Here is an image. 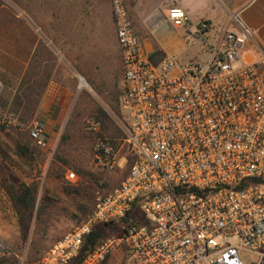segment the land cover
<instances>
[{
	"label": "built area",
	"instance_id": "obj_1",
	"mask_svg": "<svg viewBox=\"0 0 264 264\" xmlns=\"http://www.w3.org/2000/svg\"><path fill=\"white\" fill-rule=\"evenodd\" d=\"M112 11L125 138L120 148L99 140L94 164L114 169L122 155L130 168L98 197L88 219L34 264H72L98 227L120 232L102 238L80 264H104L119 251L127 264H263L264 56L243 59L253 31L238 22L244 37L227 31L210 42L208 21L192 29L186 10L171 7L166 21L186 28L209 57L183 64L166 57L155 64L125 0H112ZM85 124L101 131L97 119ZM30 139L47 147L44 122L32 124ZM66 177L79 179L75 172Z\"/></svg>",
	"mask_w": 264,
	"mask_h": 264
},
{
	"label": "rangeland",
	"instance_id": "obj_2",
	"mask_svg": "<svg viewBox=\"0 0 264 264\" xmlns=\"http://www.w3.org/2000/svg\"><path fill=\"white\" fill-rule=\"evenodd\" d=\"M135 2L125 0L135 30L140 35L134 17ZM91 6L92 10H89ZM109 6L112 8V0H0V264L37 262L76 225L87 220L98 197L119 185L128 174L130 165L123 169H103L94 164L99 140H113L120 148L125 138L124 120L117 103L122 86L119 77L117 100H111L110 108H104L97 94H93L91 101L86 93H81L65 111L62 123L54 130L53 139L46 148H38L30 139L32 124L42 121L38 107L47 84L49 65L43 72L38 69L39 78L33 69L27 76V42L30 39L31 45L32 41L28 24L41 29L44 22L46 28H50L49 22L64 20L67 22L68 43L72 41L74 21H105L109 18ZM232 21L240 30L229 32L244 37L238 21ZM181 32L182 29L172 23L160 20L154 39L171 55L160 59L175 57L181 64L191 59L206 62L208 52L196 39L190 38L187 31ZM213 34L210 30L205 38L212 42ZM250 40L247 38L246 44ZM195 52L203 55L191 56ZM66 55L72 56L69 52ZM241 65L235 64L236 67ZM118 73L120 76L121 72ZM88 118L102 122L100 132L87 129L85 122ZM69 172L77 174V182L67 179ZM22 185L36 190V206L32 213L19 212L9 193L11 188ZM102 230V238L120 232L117 227ZM127 262L125 254L119 251L104 264Z\"/></svg>",
	"mask_w": 264,
	"mask_h": 264
},
{
	"label": "crops",
	"instance_id": "obj_3",
	"mask_svg": "<svg viewBox=\"0 0 264 264\" xmlns=\"http://www.w3.org/2000/svg\"><path fill=\"white\" fill-rule=\"evenodd\" d=\"M174 6L186 10L192 29L201 20L208 21L211 24L210 30L214 33L211 37L213 42L224 32L240 30L232 21L235 19L254 33L246 44L244 61L251 62L264 56V0H136L133 9L137 28L140 29L138 36L146 51L154 56L155 64H160L161 56H171L157 43L154 35L160 20L166 22L167 11ZM91 8L92 6L89 10ZM107 10L110 14L105 21H74L71 26L72 41L68 43L67 22L64 20L56 23L48 21L50 28H46V22L41 29L28 24L29 38L32 35V41L31 45L30 39L27 42V76L33 69L39 78L41 74L37 73L38 69L41 68L43 72L49 65L47 84L38 107V116L46 126L48 142L53 139L54 130L62 123L65 111L72 107L81 93H86L91 101L93 94H97L104 108H110L111 100H117L116 82L118 77L123 82V65L114 14L110 6ZM180 29L182 34L187 31L186 28ZM198 43L201 44L200 41ZM66 52L72 56H67ZM201 55L195 52L191 56ZM188 62H193V59ZM81 79L86 86L81 87ZM126 165H129L128 159L119 156L118 169H123ZM114 187L116 186L109 192Z\"/></svg>",
	"mask_w": 264,
	"mask_h": 264
},
{
	"label": "trees",
	"instance_id": "obj_4",
	"mask_svg": "<svg viewBox=\"0 0 264 264\" xmlns=\"http://www.w3.org/2000/svg\"><path fill=\"white\" fill-rule=\"evenodd\" d=\"M150 58L154 62V56L150 55ZM9 193L12 195L11 198L13 200L14 206H15V208H17V210L19 209V212H21L20 210H23L25 212L32 213L35 210V206H36L35 193H36V190L34 187L22 185L18 188H11ZM102 228H104V227H98L90 235V237L88 238V242H87L86 246L84 247L82 252L79 254V256L76 258V260L72 264H74L75 262H77L76 264H80L83 261V259L86 257L88 252H90V250H92L100 242V240L102 239V236H103Z\"/></svg>",
	"mask_w": 264,
	"mask_h": 264
},
{
	"label": "bare ground",
	"instance_id": "obj_5",
	"mask_svg": "<svg viewBox=\"0 0 264 264\" xmlns=\"http://www.w3.org/2000/svg\"><path fill=\"white\" fill-rule=\"evenodd\" d=\"M81 85H86L85 81L81 79Z\"/></svg>",
	"mask_w": 264,
	"mask_h": 264
}]
</instances>
